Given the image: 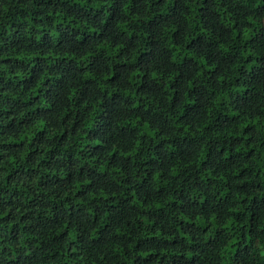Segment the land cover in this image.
<instances>
[{"label": "trees", "instance_id": "16d2710c", "mask_svg": "<svg viewBox=\"0 0 264 264\" xmlns=\"http://www.w3.org/2000/svg\"><path fill=\"white\" fill-rule=\"evenodd\" d=\"M262 252L264 0H0V264Z\"/></svg>", "mask_w": 264, "mask_h": 264}, {"label": "clouds", "instance_id": "9594fccd", "mask_svg": "<svg viewBox=\"0 0 264 264\" xmlns=\"http://www.w3.org/2000/svg\"><path fill=\"white\" fill-rule=\"evenodd\" d=\"M230 224L232 223L231 221L229 222ZM238 229H237V239H238ZM236 241L233 240V241H230V243H235ZM258 246H259V242H258ZM262 255H264V252L261 253Z\"/></svg>", "mask_w": 264, "mask_h": 264}]
</instances>
